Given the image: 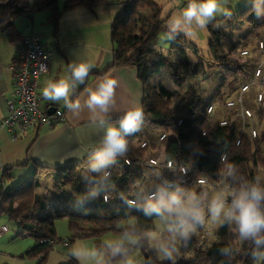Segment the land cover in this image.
<instances>
[{
  "label": "trees",
  "instance_id": "obj_1",
  "mask_svg": "<svg viewBox=\"0 0 264 264\" xmlns=\"http://www.w3.org/2000/svg\"><path fill=\"white\" fill-rule=\"evenodd\" d=\"M111 0H65L61 9L58 0H0V31L7 34L12 42L23 38L15 27L16 16L25 13L30 6L50 11V19L56 24L63 11L78 8H94L107 5ZM121 8L114 16L110 32L113 40V61L111 66H132L136 70L137 77L142 84L143 97L141 107L144 112V120H149L158 132L170 134L163 140L158 137L148 141V145L140 147L139 141L134 145L137 132L127 137L128 150L123 156L116 159L123 163L124 157H128L133 165L118 172L110 169L107 178L98 179L96 174L85 176L80 167L82 163L67 164L57 167L55 175L58 186H68L69 194L65 195L58 206L51 212L39 215V211L47 209L46 202L37 194L40 186L37 179H25L22 184L0 192V214H6L23 227L24 232L34 239V246L28 249L24 255L36 259L35 264H45L53 245L62 241L55 232V219L66 218L71 238L69 244L76 238H97L106 232L136 233L141 235L149 230L154 219L144 215L143 207L148 201L149 193H157L161 187L169 190H179L180 196L186 197L189 193L201 194L202 186H207L209 180H216L224 169L228 172L227 165H236L234 175L227 179V185L232 189H239L243 184L251 182L255 178L253 167L264 163L262 148L264 147V129L257 130V136L250 138L240 135L231 123L219 124V120L225 117L222 105L226 99L220 97L218 102L206 101L203 98L204 91L194 86H189L182 91L154 84L152 75L163 66L174 64L171 71V80L182 85L188 79H199L209 69L215 66L223 67L228 73L233 70L234 75L227 83L229 97H233L238 91L242 81L250 78L247 65H230L223 61L237 46L245 45L243 39H235L234 32L244 25H255L261 9H264L263 0H251L241 10L231 13L230 16L214 19L207 25L209 33L210 56L202 58L198 54L195 45L188 42L184 36L178 35L171 41L169 50L164 52L156 45L159 34L165 29L164 19L161 17V7L153 0H120ZM190 49L195 55V60L187 55ZM171 52L176 54L174 61ZM174 58V57H173ZM263 78L256 79L253 88H262ZM253 101V98H250ZM175 102V104H173ZM214 103L215 109L207 113L208 103ZM264 119L262 113H257V119L252 121L260 123ZM256 127V126H255ZM160 133V134H161ZM159 136V135H158ZM240 138L239 144L236 139ZM161 147V150L157 149ZM101 146L93 149L89 155L95 153ZM149 150L163 151L166 158L173 160L177 165L187 167L186 176L177 177L173 184L166 186L168 177L154 186L142 190L140 187L132 189L126 197L116 202L115 211L110 210L112 199L104 202L102 194H111V188L117 193L129 192L124 186L133 180L141 179L139 168L135 165L144 152ZM222 155H225L222 160ZM135 165V166H134ZM203 176L208 179L206 184H198L196 178ZM9 177L3 173L1 182ZM171 180V179H170ZM93 191L97 194L92 195ZM127 198H134L135 203H127ZM133 220L131 224L127 221ZM235 225L230 227L225 224L219 226L216 240L213 241L201 253H195L189 259H180L176 264H252L250 258L251 242L247 245L240 240L238 233L233 231ZM102 241H95V249L106 255L105 264H117L137 247L143 254V264H170L161 262L153 250H145L144 243L140 239L136 244L122 245L126 250V257L111 255V250ZM230 249L228 255L221 253L220 249ZM60 264H78L77 260L70 258Z\"/></svg>",
  "mask_w": 264,
  "mask_h": 264
},
{
  "label": "crops",
  "instance_id": "obj_2",
  "mask_svg": "<svg viewBox=\"0 0 264 264\" xmlns=\"http://www.w3.org/2000/svg\"><path fill=\"white\" fill-rule=\"evenodd\" d=\"M112 19L105 5L93 10L78 8L63 11L56 24L51 21L50 11L46 8L38 10L30 6L27 12L15 17L14 24L20 35L38 34L43 45L51 50L48 71L39 77L38 93L46 109L54 107L55 110L64 111V120L57 125H38L17 139H12L10 131L3 129L0 132V172L1 175L4 172L9 175L4 180L17 174L16 183L19 185L25 179L39 181L41 170L55 172L57 167L67 164L82 163L81 165L85 166L91 158L89 153L101 146L104 128L109 124L118 126V121L127 110L138 105L141 107L143 88L135 68L111 66L113 61V40L110 32ZM19 47L20 41L12 42L5 32L0 31V120L7 114L6 100L14 97V77L10 65ZM80 62L90 63L93 67L83 84L73 81L71 99L79 100L81 103L78 114H74L64 106L63 100L52 102L45 99L42 90L49 81L71 79L69 65ZM105 78H113L117 81L114 103L110 105L107 113L99 111L93 113L84 101L87 99L88 91L95 89ZM101 119L107 121L104 127H100ZM119 162L114 164V169L118 172L125 169L123 163ZM144 170L141 183L145 188L156 185L162 178L163 171L159 168L154 169L146 165ZM100 178L103 179L102 176ZM12 238V236L7 237L6 245L3 247L9 246L8 252L0 253V264L8 261H13L15 264H35V258L24 255L34 246V239L21 237L13 254L10 251L13 245H8ZM76 239L78 242L84 241L85 245L75 242L71 246L70 243L66 245V247L71 246L67 252L52 249L47 260L50 256H54L59 264L70 258L76 259L78 264H105L106 255L95 249V241L98 239ZM1 241L0 247H2ZM78 244L84 246L86 253L94 250L100 255L89 256L87 259H81L83 257L81 255L77 258L72 253L78 251ZM61 245H63L62 242ZM137 261L143 264V254Z\"/></svg>",
  "mask_w": 264,
  "mask_h": 264
},
{
  "label": "clouds",
  "instance_id": "obj_3",
  "mask_svg": "<svg viewBox=\"0 0 264 264\" xmlns=\"http://www.w3.org/2000/svg\"><path fill=\"white\" fill-rule=\"evenodd\" d=\"M229 0H186L184 7L165 21L166 31L162 40L173 41L178 35L188 38L197 36L198 30H203L217 15L230 16V11L225 7ZM261 13L257 12V16ZM92 64L80 62L70 64L71 79H59L49 81L43 88L45 99L52 102L63 100L64 106L74 114L81 109L79 100L71 99L74 88L73 81L83 84L87 79ZM117 81L113 78H105L97 87L88 91L84 101L88 109L96 113H107L110 105L114 103ZM144 121V112L139 105L127 110L118 121V126L109 124L104 128V136L101 147L94 153V160L90 165L91 171L103 173L116 162L117 156H123L128 150L127 137L138 132ZM107 121L100 120V127H104ZM223 159V156H222ZM227 175H234L236 165H227ZM199 183L205 184V179ZM97 193L93 191L92 195ZM201 194L189 193L181 197L179 190H169L161 187L153 194L143 207V213L149 217H158L168 224V232L171 234L168 240L161 239L158 235L148 234L154 241L155 248L161 260H167L175 264V253L179 251L177 245L187 246L198 227L204 226L207 219L217 223L218 226L227 224L235 225L233 231L238 233L242 241L251 242L250 258L253 264H264V184L260 178L243 184L239 189H232L226 193H220L208 199L205 203ZM230 197V199H229ZM111 255L126 257V250L122 245H108ZM221 253L228 255L230 249L222 248ZM80 251H74L72 255L79 258ZM91 257L98 255L96 251L87 253ZM125 264H133L131 259L125 258Z\"/></svg>",
  "mask_w": 264,
  "mask_h": 264
},
{
  "label": "rangeland",
  "instance_id": "obj_4",
  "mask_svg": "<svg viewBox=\"0 0 264 264\" xmlns=\"http://www.w3.org/2000/svg\"><path fill=\"white\" fill-rule=\"evenodd\" d=\"M29 1H32V0H29ZM64 1L65 0H58L59 8L63 6ZM153 1H155L161 7V17L164 19V28H165V21L173 14V12H176L180 8L184 7L186 3V2L175 3L172 0H153ZM250 2L251 0H229L228 4H226L225 7L230 11V13H234L246 7ZM120 8H121L120 0H111L107 5H105L106 11L109 12L110 16L112 15V18H114V16L117 14ZM260 13L261 15L259 16V20L255 25H244L241 28H238L235 30L234 35H233L234 38L243 39L246 42V44L237 46L228 56H226L223 59V61L229 63L230 65H233L234 63L239 64V65L242 64V66L244 64H248V62H244L245 58L241 57L240 54L238 53V49H242V48L249 49V51L251 52V59H253L252 61H256V62L259 61L258 58L255 56L257 54L255 48H256V42L258 40L260 39L264 40V9H261ZM223 16H224L223 14L217 15L215 19L223 17ZM165 31H166V28L159 34L156 47L158 49H161L164 52H167L171 41L162 40V37ZM185 39L188 42H191L193 45L196 46L198 50V54L203 59L208 58L211 55L210 50H209L210 36L206 28L203 30H198L196 37H193V38L185 37ZM187 55L193 58V60L196 59L195 55L190 49H187ZM171 56H172V59L175 61L176 54L174 52H171ZM173 68H174V64L161 67L158 72H155L152 75V78H151L152 83L164 85L165 87L176 89L182 92H184L186 88L192 85L195 88H200L204 91L203 98L206 101L211 100L212 102H216V101L218 102V99H220V97H223V99L231 98L229 97L230 93L227 90V83L229 80L232 79L234 75L233 70L227 73L223 67L215 66L209 69L207 73L201 78L188 79L182 85H177L171 80V77H170V74ZM248 101H249V104L251 105L252 101L251 100H248ZM173 104H175V102H173ZM255 126L257 130L264 129V121L262 120L260 123L256 122ZM158 131L159 130L154 129L153 124L149 120H144L143 124L141 125L140 130L137 132L138 133L137 136L134 139V145H137V143L143 139H147L146 137L148 136H149V139H147L148 141H152L156 139L158 135H160L161 133ZM168 135L172 136L170 134H167V136ZM157 149L161 150V147L157 146ZM261 153H262V159L264 160V147L262 148ZM149 154H154V153L152 150L144 152L143 157L140 160H137L135 164L139 168L140 174H142L141 179L144 176V171H145L144 169L146 167V164L144 162V157ZM93 160H94V153L91 155V158L88 161L89 163L85 164V166H81L80 170L82 174L85 176H91L92 174H96L97 178L101 179L100 177L101 176L103 177V173H95L91 171L90 165L93 162ZM119 161L120 160L116 159V162L120 163ZM114 164L111 165L109 168L114 169ZM253 171L255 174V178L259 177L260 182L264 184V163L259 164L256 167H253ZM0 175H1V172H0ZM163 175L164 173H162V178L160 179L161 181L163 179ZM17 177L18 175L15 174V175H12L8 180H4L0 182V192L8 191L18 186V184L16 183ZM228 177L229 175H227V171L226 169H224L220 172V175L216 180H211V181L209 180L207 186H204V187L202 186V190H201V193H203L201 197L202 200H204L206 203L208 199L212 198L213 196L217 194L229 192L231 189L229 188L226 182ZM38 178H39L40 186L37 188L36 192L47 204V209L38 212L39 215H42L46 212H49V211L51 212L56 206H58L62 198L65 195L69 194L70 190H69V187L66 185L65 186L57 185L55 172H48L46 170H41ZM141 179L133 180L131 183H128L127 185H125L124 187L126 189L130 188L129 192H126V194L125 193L119 194L114 188H111L110 196L112 199V204L110 205V210L112 212L115 211L116 202L119 201V199L126 197L127 194L129 193L132 194L133 188L140 187L144 191L147 190L146 189L147 187L145 188L144 184L141 183L142 181ZM133 222H134L133 220L131 221L128 220L126 224H131ZM2 224L7 225L9 230L2 235L1 237L2 239L0 238V240H2L1 241L2 247H0V253L8 252L7 247L9 246L3 247L6 245L7 237H11V236L13 237L11 241L8 242V245L9 244L11 246L13 245V249L11 248L10 250L11 252H13V254L15 251L14 248L16 249L19 243L18 241H20L19 239H22L21 237H24L23 239L32 238L31 236H29L27 233L24 232V229L22 226H20L16 221L10 219L6 214H0V225ZM232 226L230 227L231 230H232ZM167 229H168V224L165 221L157 217L154 219L153 223L151 224L150 229L143 231L141 235L136 234V233H114V232L109 231V232L104 233L102 236L93 238V239L102 240L104 241L105 244H112V245H115V244H133L134 245L140 239H142L145 250H153L156 252L155 248L153 247V244L155 242L149 239L148 234L151 233L152 235H158L161 239L168 240L171 234L168 232ZM218 229H219V226L217 225V223L211 221L210 218L207 219V222L204 226L197 228L195 234L192 235L186 247L183 245H177L179 251L174 254L176 257L175 264L180 259H189L196 252L201 253L202 251H204L213 241L216 240V237H217L216 233ZM55 232L58 238H61V239H66V237L71 238V234L68 228L66 218L62 217V218L55 219ZM79 241H83V240H79ZM75 242L83 243V245H85L84 241L78 242V239L76 240L74 239L71 242V246ZM244 242L247 245L250 243V241H244ZM71 246H68V247L63 246L61 245V241H58L53 245V250H61L63 252H67L69 251ZM77 247H79L78 251L82 253L81 255L83 257H81V259L89 258V255H87L86 249L84 248V246H82L81 244L80 245L78 244ZM141 254H142L141 249L137 247L130 253V255L127 258L131 259L133 261V264H139L137 259L140 258ZM12 257H8V258H12ZM56 260L57 259H55L54 256H50L45 264H59L57 263ZM159 260L161 262L170 263L169 261L161 260L160 258ZM4 264H15V262L8 261L7 263H4ZM117 264H125V260H121Z\"/></svg>",
  "mask_w": 264,
  "mask_h": 264
},
{
  "label": "built area",
  "instance_id": "obj_5",
  "mask_svg": "<svg viewBox=\"0 0 264 264\" xmlns=\"http://www.w3.org/2000/svg\"><path fill=\"white\" fill-rule=\"evenodd\" d=\"M175 3H182L184 0H172ZM255 55L258 62L252 61L251 52L247 48L238 49L241 57L245 58L244 62H248L247 68L250 71V78L240 83L236 94L225 101L222 105L225 117L219 120V124L231 123L236 127L240 135H246L250 138L257 136V128L252 124L257 119V113L264 116V91L262 88H253L256 79L263 78L264 85V40L260 39L256 42ZM51 50L46 48L41 37L35 33H29L23 36L17 55L10 65V69L14 77V97L6 100L7 114L0 120V132L7 129L11 133L12 139H17L30 129H34L38 125H57L64 120V111L55 110L52 114L47 113L41 97L38 93L39 77L46 73L49 68V58ZM250 98H253L252 104H249ZM215 109V104L210 102L206 106V112L210 113ZM166 133L158 136L159 140L167 138ZM240 138L236 139L239 144ZM148 145L146 140L139 143L140 147ZM150 151V150H149ZM154 154L144 157L146 165L161 169L164 173L163 177L169 180L166 186L173 184V180L177 177L186 176L187 167L177 165L173 160L166 158L163 151L152 150ZM223 159L225 155H222ZM222 159V157H221ZM222 159V160H223ZM133 165L128 157H124L123 166L127 169ZM106 171L109 173L110 169ZM104 176V175H103ZM171 179V180H170ZM200 179H207L203 176L196 178L198 184ZM205 183V184H206ZM203 185V184H201ZM155 192L149 193L151 197ZM104 202L110 201V194L105 192L102 194ZM127 203L134 204V198H127ZM8 231V226L0 225V237ZM63 245H68V239H62Z\"/></svg>",
  "mask_w": 264,
  "mask_h": 264
},
{
  "label": "water",
  "instance_id": "obj_6",
  "mask_svg": "<svg viewBox=\"0 0 264 264\" xmlns=\"http://www.w3.org/2000/svg\"><path fill=\"white\" fill-rule=\"evenodd\" d=\"M53 111H55V108L54 107H48L47 108V113L52 114Z\"/></svg>",
  "mask_w": 264,
  "mask_h": 264
}]
</instances>
